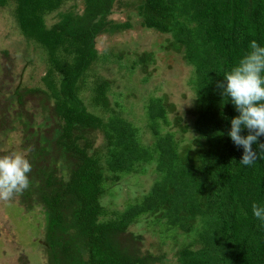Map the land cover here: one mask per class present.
<instances>
[{"label":"trees","instance_id":"trees-1","mask_svg":"<svg viewBox=\"0 0 264 264\" xmlns=\"http://www.w3.org/2000/svg\"><path fill=\"white\" fill-rule=\"evenodd\" d=\"M10 1L21 35L35 42L48 62L44 89L23 86L11 95L16 102L12 118L20 120L21 143L32 165L30 186L17 196L27 210L39 209L37 240L47 264L160 262L163 255L141 250L142 235L128 229L142 214L183 233L191 232L199 220L200 246L179 249L177 264H264V227L251 208L253 202L264 206V154L252 165L239 163L243 148L228 136L231 119L239 113L217 87L224 73L250 51L251 41L264 46V0L130 2L141 26L169 34L168 46L182 48L183 59L192 67L188 83L196 134L184 141L164 130L172 105L150 96L143 104L151 134L148 145L138 139V129L128 119L111 111L103 119L79 97L82 79L99 57L96 36L128 26L108 18L115 0H82L80 11H59L49 26L44 15L67 0H0V6ZM3 53L6 76L11 59ZM107 87L106 79L94 84L89 101L93 107L109 108ZM12 97L0 104V127L9 122L4 108ZM29 101L41 107V125L33 122L36 110H26ZM174 120L182 132L187 130L177 117ZM97 132L107 139L104 170L95 154ZM247 134L242 129L241 135ZM260 143L264 136L253 149L259 151ZM151 160L159 178L150 189L100 219L107 174L117 180Z\"/></svg>","mask_w":264,"mask_h":264},{"label":"rangeland","instance_id":"rangeland-1","mask_svg":"<svg viewBox=\"0 0 264 264\" xmlns=\"http://www.w3.org/2000/svg\"><path fill=\"white\" fill-rule=\"evenodd\" d=\"M131 1L115 0L108 18L117 23L126 22L128 26L96 36L94 47L99 57L83 77L79 97L87 110L103 119L110 111L128 119L137 127L138 139L148 145L151 134L145 122L143 104L150 96H161L167 104L172 105L167 115L169 124L164 126V130H170L175 138L181 136L187 141L196 134L192 129L194 95L188 83L192 67L183 59L182 48L168 46L169 34L141 26L140 17L131 6ZM13 5L10 1L0 6V104L12 97L13 91L19 87H46L43 82L48 67L46 55L35 42L21 35L13 17ZM70 7L80 11L82 0L65 1L57 10L44 15L45 24L51 25L57 20L59 11ZM3 50L11 59L6 76ZM58 78L54 72L55 84ZM102 79H106L108 85L105 91L109 102L107 110L93 107L89 102L92 87ZM115 101L118 105L114 104ZM8 105L3 110L9 122L0 127V155L11 152L26 155L27 150L21 143L20 120L12 118L16 109L13 97ZM26 110H36L33 122L42 124L41 107L29 101ZM176 117L178 124L184 125L186 131L182 132L176 127ZM106 140L101 132L96 133L95 154L99 156L102 168ZM158 178L154 160L140 163L134 172L121 173L117 180H111L107 174L102 183L104 213L99 218L106 219L113 215V211L122 210L128 203L135 202ZM38 222H42L39 209L33 206L27 210L17 195L10 201H0V264H47L44 246L41 240H37L39 237L41 239ZM128 229L142 235L141 250L163 255L161 261L154 264H177L179 249L185 246L197 249L200 246L199 220L191 232L183 233L179 229H168L163 221L142 214L129 224Z\"/></svg>","mask_w":264,"mask_h":264},{"label":"clouds","instance_id":"clouds-1","mask_svg":"<svg viewBox=\"0 0 264 264\" xmlns=\"http://www.w3.org/2000/svg\"><path fill=\"white\" fill-rule=\"evenodd\" d=\"M217 87L222 89V96L230 97L239 113L231 119L228 136L236 146L243 148L239 163L245 166L256 162L264 154V143L253 149L258 137L264 136V46L255 40L229 71L224 73L223 81ZM247 129V135H241ZM32 165L26 155L19 152L0 155V201H10L17 194L23 193L30 186L28 174ZM253 216L264 227V206L253 202Z\"/></svg>","mask_w":264,"mask_h":264}]
</instances>
